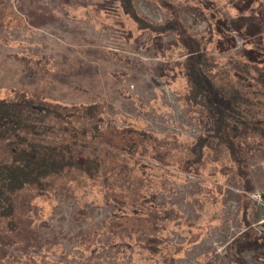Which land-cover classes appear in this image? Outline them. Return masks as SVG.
<instances>
[{
    "label": "rangeland",
    "instance_id": "obj_1",
    "mask_svg": "<svg viewBox=\"0 0 264 264\" xmlns=\"http://www.w3.org/2000/svg\"><path fill=\"white\" fill-rule=\"evenodd\" d=\"M131 5L138 21L125 0H0V98L59 104L34 137L97 165L15 191L0 264H264V146L248 137L236 162L217 139L201 144L182 42L200 41L232 81L239 54L264 53V0ZM217 28L235 47H216Z\"/></svg>",
    "mask_w": 264,
    "mask_h": 264
},
{
    "label": "trees",
    "instance_id": "obj_2",
    "mask_svg": "<svg viewBox=\"0 0 264 264\" xmlns=\"http://www.w3.org/2000/svg\"><path fill=\"white\" fill-rule=\"evenodd\" d=\"M125 6V11L138 21L131 0H125ZM217 30V48L235 47L231 35L222 29ZM182 42L187 50L184 64L190 96L206 110L204 126L207 134L201 139V144H205L209 138H215L239 162L237 152L245 142L248 143V137L257 136L264 146V53L258 52L259 58L254 55L257 48L248 47L231 65L234 72L229 73V76H234V79L229 77L232 81H219L210 69L213 64L201 50V42L192 38L182 39ZM58 109L59 104L37 103L25 94L11 99L0 98V142L8 153V156L0 158V215L8 223L12 222L14 213V193L24 185L64 170L66 172L74 166L83 168L89 174L97 170L96 163L90 158L85 159L80 153L73 154L67 141L53 144L45 142L46 138L34 137L42 134L40 128L52 127L50 120L62 118L63 113ZM82 130L89 132L86 127ZM91 130L94 135H98L99 131L92 121ZM198 147L200 149L202 146ZM242 173L247 177L245 172ZM250 190H253L252 186Z\"/></svg>",
    "mask_w": 264,
    "mask_h": 264
}]
</instances>
